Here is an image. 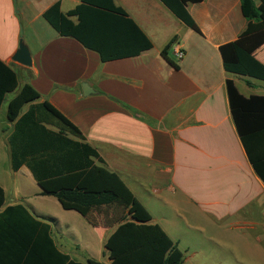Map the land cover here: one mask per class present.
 I'll return each mask as SVG.
<instances>
[{
  "label": "crops",
  "instance_id": "obj_1",
  "mask_svg": "<svg viewBox=\"0 0 264 264\" xmlns=\"http://www.w3.org/2000/svg\"><path fill=\"white\" fill-rule=\"evenodd\" d=\"M58 1L65 13L80 4L0 0V60L19 75L20 85L30 84L42 101L79 127L103 160L97 166L120 177L127 206L119 220L112 209L123 197L109 206L76 207L83 220L50 213L45 203L53 196L43 193L26 166L17 172L12 168L9 137L14 124L4 102L0 185L5 207L25 206L51 226L62 252L84 264L89 259L111 263L105 244L133 197L178 244L184 264L188 256L189 264H202L197 260L202 254L223 256L213 264H264V182L237 132L227 89L232 80L245 97L264 96V81L227 72L220 52L222 45L240 41L264 64V32L241 40L249 25L242 0L189 2L187 9L202 34L161 0H114L153 48L110 62L74 38L61 36L45 20L44 13ZM173 39L169 57L176 66L162 56ZM21 40L30 51L31 66L14 61ZM176 46L185 53L180 61ZM84 83L94 90L88 96Z\"/></svg>",
  "mask_w": 264,
  "mask_h": 264
},
{
  "label": "trees",
  "instance_id": "obj_2",
  "mask_svg": "<svg viewBox=\"0 0 264 264\" xmlns=\"http://www.w3.org/2000/svg\"><path fill=\"white\" fill-rule=\"evenodd\" d=\"M187 27L202 34L190 15L189 2L161 0ZM242 0L249 21L241 40L264 32V0ZM45 20L63 37H71L97 52L103 62L140 56L153 48L150 38L114 0H80L67 13L61 2L52 5ZM175 40L162 50L169 51ZM227 72L264 81V64L238 42L220 47ZM231 113L239 137L254 170L264 182V96L245 97L234 81L227 82ZM7 117L14 124L9 137L12 168L26 166L43 189L67 206L81 209L113 205L127 206L120 177L98 167L103 160L85 135L69 118L44 100L30 84H19V75L0 60V109L9 95ZM6 206L0 185V264H84L62 252L52 237L51 226L37 219L23 205ZM127 215L107 240L110 264H184L185 254L167 232L153 223L148 209L135 197ZM88 264H105L89 259Z\"/></svg>",
  "mask_w": 264,
  "mask_h": 264
},
{
  "label": "rangeland",
  "instance_id": "obj_3",
  "mask_svg": "<svg viewBox=\"0 0 264 264\" xmlns=\"http://www.w3.org/2000/svg\"><path fill=\"white\" fill-rule=\"evenodd\" d=\"M14 95H9L4 103V108L6 109L8 107V103L9 101L12 99ZM45 208H47L49 210L50 213L57 215L58 217L65 219V220H76L78 218H81L80 220H83V218L81 217L82 214L80 213L79 210H76V207L74 206H70L69 208L66 206H63V204L58 201L56 198L54 197H50L49 198V202L45 203ZM124 204L122 203V201H120L116 207H113V217L116 220H119L122 216L121 213L123 212L124 208H123ZM70 209V210H68ZM82 212V211H81ZM106 212V211H103ZM81 216H80V215ZM92 248V247H91ZM93 251H96V248H92ZM188 256V254H186V257ZM223 256H214V255H204L202 254L200 257H198V261L202 262V264H213L216 260L218 259H222ZM224 259H228L231 260L233 258H224ZM186 264H189V256L187 259Z\"/></svg>",
  "mask_w": 264,
  "mask_h": 264
},
{
  "label": "water",
  "instance_id": "obj_4",
  "mask_svg": "<svg viewBox=\"0 0 264 264\" xmlns=\"http://www.w3.org/2000/svg\"><path fill=\"white\" fill-rule=\"evenodd\" d=\"M14 61L24 65L31 66L32 58L28 47L24 44L23 40L20 42L19 50L16 52L14 56ZM84 94L86 96L90 95L94 90L89 86L88 83L83 84Z\"/></svg>",
  "mask_w": 264,
  "mask_h": 264
},
{
  "label": "built area",
  "instance_id": "obj_5",
  "mask_svg": "<svg viewBox=\"0 0 264 264\" xmlns=\"http://www.w3.org/2000/svg\"><path fill=\"white\" fill-rule=\"evenodd\" d=\"M174 50H175V56H176L177 60L178 61L182 60L185 56L183 49L180 48L179 46H176Z\"/></svg>",
  "mask_w": 264,
  "mask_h": 264
}]
</instances>
